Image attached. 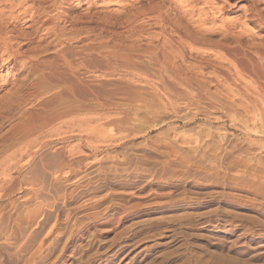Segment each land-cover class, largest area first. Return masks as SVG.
<instances>
[{
	"label": "rangeland",
	"instance_id": "374dc122",
	"mask_svg": "<svg viewBox=\"0 0 264 264\" xmlns=\"http://www.w3.org/2000/svg\"><path fill=\"white\" fill-rule=\"evenodd\" d=\"M263 22L264 0H0V264H264Z\"/></svg>",
	"mask_w": 264,
	"mask_h": 264
},
{
	"label": "bare ground",
	"instance_id": "6f19581e",
	"mask_svg": "<svg viewBox=\"0 0 264 264\" xmlns=\"http://www.w3.org/2000/svg\"><path fill=\"white\" fill-rule=\"evenodd\" d=\"M184 14H185V13H184ZM263 23H264V22H263ZM261 24H262V23H261ZM162 29H163V28H162ZM177 30H178V29H177ZM161 32H162V30H161ZM164 32H165V31H164V29H163V33H164ZM158 33H159V32H158ZM163 33H162V34H163ZM178 34H179V33H178ZM160 35H161V33H159V36H160ZM163 35H164V34H163ZM159 36H158V37H159ZM172 38H173V37H172ZM163 39H164V37H163ZM165 40H166V39H165ZM174 41H175V40H174ZM170 42H173V41L170 40ZM172 44L174 45V44H176V43H172ZM172 44L170 43L171 46H172ZM223 44H224V43H223ZM226 44H227V43H226ZM226 44H225V45H226ZM227 45H228V44H227ZM174 46H175V45H174ZM174 46H173V47H174ZM175 47H176V46H175ZM223 47H224V46H222V48H223ZM227 47L230 48L231 46H229V45H228V46H225V48H227ZM233 47H234V46H233ZM233 47L230 48L231 50H228V48H227L226 50H228V51L231 52ZM239 48H240V47H239ZM158 49H159V48H157V50H158ZM223 49H224V48H223ZM235 49L237 50V47H235ZM240 49H241V48H240ZM226 50H225V51H226ZM236 50L233 49V55H234V59L236 58V60L239 62V63H237V64H240V63H241V66L243 65V66H245V67L248 68V69L251 68L252 70L249 69V71H250L249 74H251V71H253V70H254L255 72L258 71V69H257V65L255 66V64H256L257 62H256V63H252V62H250V61L248 60L249 57H250V54H249V57H248V59H247V57H246V56H248L247 54H245V55H246V56H245L244 54L238 52L239 49H238L237 51H236ZM241 50H242V49H241ZM95 51H96V50H95ZM151 51H152V50H151ZM228 51H227V52H228ZM243 51H244L245 53L247 52V51H245L244 49H243ZM159 52H160V51H159ZM164 52H165V51H164ZM105 53H106V52H105ZM126 53H127V52H126ZM148 53H152V54L155 53L154 55L156 56V51H155V52H154V51H152V52H147V54H148ZM228 53H229V52H228ZM98 54H100V53H98ZM101 54H102V53H101ZM131 54H132V53H131ZM131 54H129V55H131ZM152 54H151V55H152ZM157 54H158V53H157ZM253 54H254V53H253ZM102 55H103L104 57H106L107 62H108V63L110 62L111 65L113 66V68H114V67H115V68H117V67H120V68H121V66H122V62H123L124 60L119 61V60H120V59H119V56H116V55H114L113 53H112V54H102ZM132 55H133V54H132ZM138 55H139V54H138ZM138 55H136V56H138ZM163 55H164V53H163ZM121 56H122V55H121ZM123 56H125V54H124ZM149 56H150V55H149ZM252 56H253V55H252ZM126 57H129V56H127V54H126ZM131 57H132V56H131ZM134 57H135V54H134ZM134 57L132 58V60H131V58H130V60H129V61L132 62V63H128V61L126 60L127 58H126V59H125V62L127 61L126 64H128V65H129V64H133V65H134V63H133V62H134L133 59L135 60ZM147 57H148V56H147ZM150 57H154V56L152 55V56H150ZM163 57H164V56H163ZM121 58L124 59V57H121ZM158 58H159V55H158L157 58H153V59L155 60V62L157 61V64H158ZM166 58H167V57H166ZM250 58H252V57H250ZM255 58H256V57H255ZM128 59H129V58H128ZM252 59H253V58H252ZM256 59H257V58H256ZM140 60H141V59H140ZM250 60H251V59H250ZM253 60H254V59H253ZM253 60H252V61H253ZM160 61H161V60H160ZM167 61H168V60H167ZM234 61H235V60H234ZM237 61H236V62H237ZM254 61H255V60H254ZM254 61H253V62H254ZM125 62H123V63H125ZM155 62H154V64H155ZM169 62H170V61H169ZM110 63H109V64H110ZM258 63H259V62H258ZM126 64H125V65H126ZM137 64H138V63H137ZM159 64H160V63H159ZM159 64H158V65H159ZM164 64H165V63H164ZM168 64L170 65V63H168ZM165 65H166V64H165ZM171 65H172V64H171ZM129 66H130V65H129ZM161 66H163V63H162ZM241 66H240V67H241ZM126 67H127V65H126ZM153 67H154V66H153ZM155 67H156V66H155ZM157 67H158V66H157ZM159 67H160V66H159ZM170 67H171V66H170ZM170 67H169V69H171ZM255 67H256L257 70L255 69ZM134 68H135V67H134ZM166 68H167V67H166ZM241 68H242V67H241ZM124 69H126V68H124ZM130 69H133V67L130 68ZM159 69H160V68H158V70H159ZM163 69H164V67H163ZM160 70H161V69H160ZM165 70H166V69H165ZM172 70H174V69H172ZM167 71H168V70H167ZM176 71H177V70H176ZM240 71H241V70H240ZM254 71H253V72H254ZM169 72H172V71L170 70ZM173 72H174V75H175V71H173ZM247 72H248V71H247ZM253 72H252V73H253ZM255 72H254V73H255ZM245 73H246V72H245ZM247 74H248V73H247ZM255 74H256V73H255ZM258 74H261V73H258ZM253 76H254V75H253ZM258 76H259V75H258ZM258 76H254V77L257 78ZM173 77H174V76H173ZM175 78H176V76H175ZM177 78H178V77H177ZM258 78H259V77H258ZM254 79H255V78H254ZM185 82H186V81H185ZM181 83H182V82H181ZM190 83H191V82H190ZM182 84H183V83H182ZM184 85H185V84H184ZM190 85H191V84H190ZM49 86H50V85H49ZM49 86H48V87H49ZM58 86H59V85H58ZM63 86H64V85H63ZM262 86H263V85H262ZM42 87H43V86H42ZM42 87H41V88H42ZM37 88H38V87H37ZM43 88H44V87H43ZM45 88H46V87H45ZM38 90H39V89H38ZM68 91H69V90H68ZM49 93H50V92H49ZM137 93H138V91H137ZM35 94H36V93H35ZM46 94H47V93H46ZM33 95H34V94H33ZM43 95H44V94H43ZM143 95H144V94H143ZM35 96H36V95H35ZM198 97H199V96H198ZM201 97H202V96H201ZM201 97H200V98H201ZM201 99H202V98H201ZM251 99H252V98H251ZM251 99H250V100H251ZM252 100H253V99H252ZM259 100H261V99H259ZM68 101H69V100H68ZM70 101H71V100H70ZM256 101H257V100H256ZM256 101H255V102H256ZM263 101H264V100H263ZM252 102H253V101H251V103H252ZM255 102H253L252 104H250V105H251L250 108H253V107H254V106H252V105H253V104L255 105V104H256ZM257 102H258V101H257ZM249 103H250V102H249ZM249 103H248V104H249ZM259 103H261V101H260ZM259 103H258V105H259ZM235 104H236V103H235ZM231 105H233V104H231ZM248 106H249V105H248ZM256 106H257V105H256ZM256 106H255V107H256ZM258 107H259V106H258ZM231 108H232V107H231ZM241 108H242V107H241ZM256 108H257V107H256ZM259 108H261V105H260ZM262 108H263V107H262ZM262 108H261V109H262ZM235 109H236V108H235ZM231 110H233V109H231ZM236 110H237V109H236ZM252 110H255V113L257 114L255 108H253ZM263 110H264V109H263ZM263 110H262V112H263ZM238 111H239V110H238ZM240 111H241V110H240ZM260 111H261V110H260ZM231 112H232V111H231ZM253 112H254V111H253ZM240 113H241V112H240ZM243 113H244V110H243ZM255 113H254V114H255ZM232 114H234V113H232ZM232 114H231V116H232ZM245 114H246V113H245ZM234 115H236V112H235ZM240 115L243 117L242 113H241ZM240 115H238V112H237V116H240ZM224 116H225V115H224ZM257 116H259V115H256V117H257ZM263 116H264V113H263V115L259 116V119H260V121H259V122H260V123H259V124H260V128L257 129L258 131H256V133H257L258 136H259V138L257 139V140H259V141H257V140H256V141H257V143L259 142V143H262V144H264V118H263ZM226 117H227V116H226ZM253 117H254V116H253ZM229 118H230V117H229ZM232 118H233V116H232ZM232 118H231V119H232ZM235 118H237V117H235ZM238 119H239V118H238ZM253 119L255 120V118H253ZM245 120H246V119H245ZM254 120H253V121H254ZM257 121H258V120H257ZM232 122H233V121H232ZM242 122H243V121H242ZM246 122H247V121H246ZM243 124H244V122H243ZM246 124H247V123H246ZM257 125H258V124H257ZM242 130H243V128H242ZM246 130H247V129H246ZM246 130H244V131H245V134L247 135L248 133H246V132H247ZM249 130H250V129H249ZM239 131H240V130H239ZM254 131H255V130H254ZM251 132H252V131H251ZM251 132H250L249 134H251ZM250 136H251V135H249V137H250ZM244 137H245V136H244ZM249 140H250V139H249ZM252 141H253V140H252ZM256 141H255V142H256ZM253 143H254V142H253ZM254 144H255V143H254ZM249 145H251V144H249ZM255 145H256V144H255ZM260 145H261V144H260ZM258 146H259V144H258ZM263 146H264V145H263ZM256 147H257V145H256ZM253 148H255V147H253ZM261 148H262V147H261ZM259 149H260V148H259ZM247 151H248V150H247Z\"/></svg>",
	"mask_w": 264,
	"mask_h": 264
}]
</instances>
